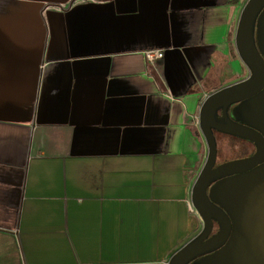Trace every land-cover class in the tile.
I'll return each instance as SVG.
<instances>
[{"label":"crops","instance_id":"0c3cea01","mask_svg":"<svg viewBox=\"0 0 264 264\" xmlns=\"http://www.w3.org/2000/svg\"><path fill=\"white\" fill-rule=\"evenodd\" d=\"M245 2L0 0V264H168L199 232L198 114L248 73Z\"/></svg>","mask_w":264,"mask_h":264},{"label":"water","instance_id":"95a60500","mask_svg":"<svg viewBox=\"0 0 264 264\" xmlns=\"http://www.w3.org/2000/svg\"><path fill=\"white\" fill-rule=\"evenodd\" d=\"M234 44L249 73L208 94L200 106L207 153L190 199L203 224L168 264H264V0H246ZM235 103L232 119L228 109ZM215 131L248 140L256 150L216 164ZM214 222L218 231L209 237Z\"/></svg>","mask_w":264,"mask_h":264},{"label":"flooded vegetation","instance_id":"af4514ba","mask_svg":"<svg viewBox=\"0 0 264 264\" xmlns=\"http://www.w3.org/2000/svg\"><path fill=\"white\" fill-rule=\"evenodd\" d=\"M237 104L238 103L232 104L229 107V109H228L229 116L232 119H235L232 110ZM218 115H221V112H219ZM215 135H216V138L221 136V137H224L226 139H236V140H238L237 148H239L242 151V153L240 155H238L236 157H233V158L225 159V160H222V161H217L216 164H219V163H222V162H225V161H228V160L240 159V158L251 156L256 150V147H255L254 143H252V142H250L248 140H245V139H242V138H239V137H235V136H230L228 134L217 132V131H215ZM218 152H219V147H218ZM257 166H259V164L256 165L255 167H257ZM217 231H218V226H217L216 222H214L213 229H212L211 233L209 234V237L212 236L213 234H215ZM199 257L200 256L196 257L195 259H197Z\"/></svg>","mask_w":264,"mask_h":264},{"label":"rangeland","instance_id":"374dc122","mask_svg":"<svg viewBox=\"0 0 264 264\" xmlns=\"http://www.w3.org/2000/svg\"><path fill=\"white\" fill-rule=\"evenodd\" d=\"M248 73H247V75H248ZM217 138H218L217 139V146L219 147V152L217 155V161H222L225 159L233 158V157H236L242 153V151L239 148H237L238 140L226 139V138L221 137V136H219Z\"/></svg>","mask_w":264,"mask_h":264},{"label":"built area","instance_id":"2783aa9c","mask_svg":"<svg viewBox=\"0 0 264 264\" xmlns=\"http://www.w3.org/2000/svg\"><path fill=\"white\" fill-rule=\"evenodd\" d=\"M164 56V52L162 50H151L146 53V57L149 61H153L154 59H162Z\"/></svg>","mask_w":264,"mask_h":264},{"label":"trees","instance_id":"16d2710c","mask_svg":"<svg viewBox=\"0 0 264 264\" xmlns=\"http://www.w3.org/2000/svg\"><path fill=\"white\" fill-rule=\"evenodd\" d=\"M216 136V135H215ZM216 139H218V138H216Z\"/></svg>","mask_w":264,"mask_h":264}]
</instances>
